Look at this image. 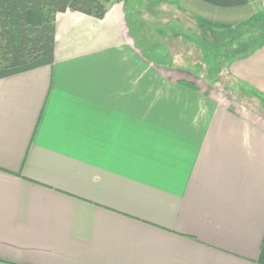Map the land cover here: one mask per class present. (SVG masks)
Here are the masks:
<instances>
[{"label": "crops", "instance_id": "0c3cea01", "mask_svg": "<svg viewBox=\"0 0 264 264\" xmlns=\"http://www.w3.org/2000/svg\"><path fill=\"white\" fill-rule=\"evenodd\" d=\"M101 1L102 19L56 14L52 64L0 79V264H264V115L157 62L166 45L143 49L126 4ZM159 2L203 43L264 16ZM235 48L228 73L264 94V36Z\"/></svg>", "mask_w": 264, "mask_h": 264}, {"label": "rangeland", "instance_id": "374dc122", "mask_svg": "<svg viewBox=\"0 0 264 264\" xmlns=\"http://www.w3.org/2000/svg\"><path fill=\"white\" fill-rule=\"evenodd\" d=\"M117 1L126 4L127 11H130L129 23L131 29L143 49L154 52V50L160 48V43H163L166 45L167 52H170L173 56L172 61L167 60L165 62V60L161 61L154 55L157 62H172L174 66L193 74L192 77H189L190 79H197L206 84L210 83L206 76L208 70H211L218 80L215 84L217 88L231 87L236 102L264 111V108L261 109V103L251 96L249 86L237 81L228 73L226 68L229 62L232 41L237 47L235 50L238 51L242 45L261 35L264 36V16L260 15L261 17L252 18L247 24V29H245L246 26L245 28L240 27L235 33L228 36L230 42L223 40L226 37H223L222 41L216 35L204 31L205 34H209L207 35L209 41L203 43L200 39L201 36L197 35L202 34L203 29L201 30L196 23L188 22L185 14L180 13L173 6L160 4L159 0ZM169 20H177L182 26L187 24L189 27L186 30L177 23L167 27L165 24ZM227 33L228 31H221L218 34L225 36Z\"/></svg>", "mask_w": 264, "mask_h": 264}, {"label": "trees", "instance_id": "16d2710c", "mask_svg": "<svg viewBox=\"0 0 264 264\" xmlns=\"http://www.w3.org/2000/svg\"><path fill=\"white\" fill-rule=\"evenodd\" d=\"M67 10L97 19L104 18L106 13L101 0H0V79L52 64L55 17ZM206 77L210 80L208 86L236 100L231 87H216L218 80L213 71L208 70ZM183 84L195 88L192 82ZM249 89L251 96L261 103V109L264 108V94L254 88ZM251 109L264 115L262 110Z\"/></svg>", "mask_w": 264, "mask_h": 264}]
</instances>
